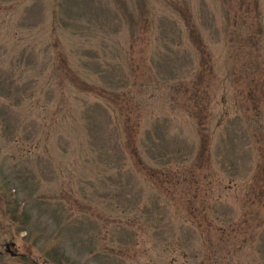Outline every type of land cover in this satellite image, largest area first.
Instances as JSON below:
<instances>
[{
    "label": "rangeland",
    "instance_id": "1",
    "mask_svg": "<svg viewBox=\"0 0 264 264\" xmlns=\"http://www.w3.org/2000/svg\"><path fill=\"white\" fill-rule=\"evenodd\" d=\"M0 264H264V0H0Z\"/></svg>",
    "mask_w": 264,
    "mask_h": 264
}]
</instances>
